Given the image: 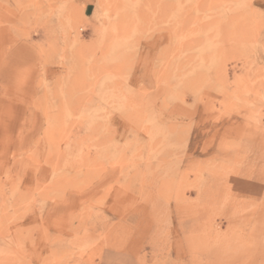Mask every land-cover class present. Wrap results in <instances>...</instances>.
Listing matches in <instances>:
<instances>
[{"label": "rangeland", "instance_id": "obj_1", "mask_svg": "<svg viewBox=\"0 0 264 264\" xmlns=\"http://www.w3.org/2000/svg\"><path fill=\"white\" fill-rule=\"evenodd\" d=\"M263 222L264 0H0V264H264Z\"/></svg>", "mask_w": 264, "mask_h": 264}, {"label": "crops", "instance_id": "obj_2", "mask_svg": "<svg viewBox=\"0 0 264 264\" xmlns=\"http://www.w3.org/2000/svg\"><path fill=\"white\" fill-rule=\"evenodd\" d=\"M260 241H261L262 244H264V222H263V226L261 228ZM107 252H108V249L106 251L102 250V253L99 256V259L96 260L97 264H108L107 256H108L109 253H107ZM0 262H1V259H0Z\"/></svg>", "mask_w": 264, "mask_h": 264}]
</instances>
